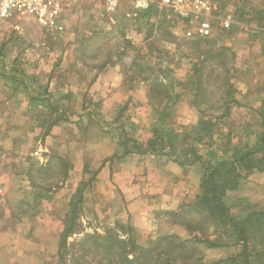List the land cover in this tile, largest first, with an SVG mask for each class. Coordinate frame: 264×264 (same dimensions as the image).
Here are the masks:
<instances>
[{
  "label": "rangeland",
  "instance_id": "rangeland-1",
  "mask_svg": "<svg viewBox=\"0 0 264 264\" xmlns=\"http://www.w3.org/2000/svg\"><path fill=\"white\" fill-rule=\"evenodd\" d=\"M133 1L118 0L117 9L114 12H109L105 9L106 0H79V9L83 8L81 16L78 18L73 10L68 11V17L63 18L65 27L61 32L42 26L35 17L29 15L16 13L0 19V72L4 69L6 74L2 76L0 73V171H10L15 168L20 170L21 167H24L22 164H25L27 167L26 176L30 183L28 182L27 189L24 188L23 196H15L17 198L15 211L25 214L34 212L31 202L27 201V195L33 196L32 203H34V197L37 194L51 195L50 199L43 200L46 201L47 207L45 208L51 207V210L55 212L54 216H51V220L60 231L64 227L66 214L64 212L65 215L63 214L58 220L56 215H60L59 213L64 209L66 213L68 212V206L64 207V204L70 198L69 195L74 194L82 182L88 181L93 176L97 164L92 168L94 170H89L81 164V157L78 154L77 167L71 171L70 162L57 151V147L62 144V129L58 128V124H55L49 131L47 130L52 120L62 116L68 121L75 119L76 122L82 116L81 127L84 128L95 123V128L98 127L96 129L98 130L97 136L102 135L106 138L107 145H109L108 140L110 145L120 142L125 134L132 138L138 136L137 140L144 145V148L147 147V140H150L149 145L154 141L151 136L154 126L149 127L147 138L145 137L148 134L146 131L144 134L136 135L138 134L137 123L131 120L130 115L131 110H135V108L130 107L128 111L126 106L122 111L123 104L109 108L102 106L101 102L104 100L105 92L100 88L104 86V82H101L100 79L98 81L101 82L100 86H94L97 79L94 72L95 70L101 71L107 63L112 72L115 71L113 73H119L118 80L122 81L119 87L122 90L131 88L138 77L140 79L144 77L147 80L156 74L155 80H160L163 83L167 81L164 84L165 89H158V94L155 91L156 100L150 102L156 106L155 104L162 101L159 103V107L162 110L166 108L162 114L160 125H155V128L165 132L164 138L167 144L162 154L169 152V155L154 154L153 158L149 160L151 163L173 160L180 164L178 163L180 157L176 158V154H172L174 150L169 146L175 144V151L183 150L182 158L191 160L194 154H198L202 156L203 160L216 166L223 160L229 159L233 148L240 149L254 145L258 139L257 135L264 132V107L252 112L251 108L247 109L248 107L232 106L238 97V91L231 83L237 61L235 57L230 60L229 56L225 67L217 63L216 58L210 61L215 69L211 72L210 78L202 80L204 88L202 95L204 97L201 95L202 98L199 101L200 111L196 109L195 113L189 114L187 117L190 121L182 123L184 111L182 112L181 105L177 104L179 97L182 96L176 93L180 84L176 75L172 74H177V76L178 73L184 74L185 69L192 63L191 57H195L201 45L197 46L196 43H191L190 38L184 40L183 27L177 24L179 21L177 18L176 22L171 19V24L174 23V25H171L169 30L168 27L166 29L157 27L156 22L162 18V14H164L165 20L173 16L170 9L162 5L160 0H151L150 2L149 6L153 4L158 10L156 17L150 18L151 21L140 15L130 19L125 17L124 13L133 6ZM209 1L213 6L211 12L212 31L208 36L196 35L193 37L194 39H203L201 41L205 47L217 45L218 42L211 38L217 40L228 32L220 25L224 14H233L237 20L236 23L240 22L245 25L248 24L247 22H253L257 26L258 19L254 10L258 8L259 4H264V0ZM96 3L98 4L97 8H92ZM159 10L160 14L158 15ZM151 22H153L152 30L149 29ZM252 28L255 29V25ZM179 52L190 57L182 56ZM228 54L230 53L228 52ZM105 60H107L105 65L100 67V64ZM161 62L163 65L166 64V67H162ZM170 64L173 69L167 67ZM11 68L15 71L7 72ZM207 70L204 69L205 72ZM226 78L235 89L230 97L234 99L233 102H229L228 98L220 99L221 94L225 92ZM168 79L170 80L168 81ZM152 82L154 81L152 80ZM70 85L73 87L72 89L66 87ZM173 92L174 95H172ZM73 94L76 96L74 97ZM32 96H35L36 101H31ZM174 100H176L175 103H173ZM220 102L221 104H219ZM50 105L55 106L54 109ZM175 105L179 107H175ZM226 105L229 106V112L219 120L217 128H213L212 137L209 138L207 134L200 137L203 135L200 130L201 124L206 119L217 122L218 119H215L214 116L223 114ZM88 112H91L92 115H88ZM200 112H204L206 115L202 116ZM128 118H130L129 122ZM153 118L156 120L157 114ZM119 125L123 126L121 134L117 130ZM54 127L55 131L52 133L51 130ZM80 128L78 130L84 135L87 130L83 132ZM142 135L146 138L145 141L141 138ZM63 145V148L66 149L65 142ZM81 145L82 143L79 141L78 147L81 148ZM119 147L115 150L121 153L127 146ZM169 150H173L172 153ZM180 165V170L174 174L171 173L173 177L176 175V180L172 179L171 181L174 185L169 188L171 193L162 194V190L149 189V186L145 185L148 182L146 178L143 179L145 184L136 186L140 190L139 192L150 191L147 199L148 203H152L151 211L146 210L143 213V210H138L143 215H147L148 221H152L153 227L146 233L139 232L133 226L129 216H123L126 203L120 199L122 196L117 193L120 192L117 188L113 194L121 200L117 203L121 207V212L116 213L115 219L114 217H97L94 207L108 208V203L113 197H110V193L106 195L108 191L105 189L106 187L98 184L97 189L94 184L96 180H92L84 194L82 209L78 212L79 217L74 233L67 239L71 246L69 250L72 252V246H78L77 243L87 246L88 235L104 234L108 228L114 234L126 238L128 225L135 229V235L140 242H147L165 234H175L181 238L191 234L183 225L175 222L173 214L166 212L172 210L178 213L182 206H189L195 201L200 192L199 180L204 172V164L192 162L186 163L185 166L184 164ZM188 167L189 169H187ZM193 167L196 169L192 170ZM136 173L138 172L135 171L134 178L137 181ZM165 174L168 176V171H165ZM243 175L245 177L239 188L227 192L230 197L241 199L239 200L241 205L233 206L235 208L232 209L236 213L240 209L245 211L249 208H264V171H253ZM167 180L168 177L165 178V181ZM2 196H6V194L1 193L0 197ZM165 206H169V208L167 209ZM184 214H186V219H190V226H194L199 220L195 213ZM106 215H112V213ZM194 232L211 238L216 236L215 227L210 223L197 226L194 228ZM231 252H233V248L206 249L204 258L205 260L216 259ZM52 259L51 256L50 259L42 261V263L56 264V257L54 260ZM34 260L37 262L36 258Z\"/></svg>",
  "mask_w": 264,
  "mask_h": 264
},
{
  "label": "crops",
  "instance_id": "crops-1",
  "mask_svg": "<svg viewBox=\"0 0 264 264\" xmlns=\"http://www.w3.org/2000/svg\"><path fill=\"white\" fill-rule=\"evenodd\" d=\"M97 5V3L93 4L92 8L96 9ZM257 7L254 13L257 16L258 12L264 14V4H259ZM82 9H79V0H77L76 4L70 5L66 11L73 10L79 18ZM67 12L64 18L68 17ZM149 20L151 21V19ZM247 23L248 24L245 25L240 22L234 23L231 29L226 30L228 31L226 34H223V36H220L217 40L214 38L211 39L218 42L215 46L229 47L235 53L237 63L233 73L234 76L231 78V83L238 91V101L236 100L232 103L234 104L232 106H237L239 108L248 107L247 109L251 108L252 112H254L255 109L264 107V22L258 20L259 25L257 24V26L256 23L253 22ZM253 25H255V29L252 28ZM107 64L101 71L95 70L94 72V75L96 73L95 77L97 76L94 86H100L101 82H104L105 86L100 88L105 92L103 94L104 100L101 102L102 106L109 108L123 104L128 107V111L130 107L135 108V110H131L130 115L131 120L137 123L136 127H138V134L136 135L140 133L144 134L145 131L148 132L149 127L154 126L155 119L153 117H155L157 113L154 110V104L150 102L148 98L147 90L150 85L149 83L156 77V74L147 80L144 77L141 79L138 77L131 88L122 90L119 87L122 82L118 80L120 76L119 73H113L115 71L112 72L110 66ZM161 64L163 65L162 62ZM164 65L162 67H166V64ZM171 66L170 64L167 67L173 69ZM172 75H176L179 81L178 83L180 84L176 93L182 96L179 97L177 103L181 105L182 112L184 111V116L181 120L182 123H188L190 120L187 117L189 114H193L196 111V108L192 105L193 93L190 84L191 64L185 69L184 74L178 73L177 76V74L173 73ZM100 79L101 82H98ZM169 80L170 79H168V81ZM164 83H167V81ZM66 87L69 89L73 88L71 85ZM172 95H174V92ZM73 96L75 97L76 94H73ZM175 102L176 100H174L173 103ZM175 107L179 106L175 105ZM129 121L130 118H128V122ZM130 123L132 124V122ZM57 126L62 129V144L60 147H57V151L61 153L62 157L64 155L65 159L70 162V170L73 171L77 167L76 161L78 160H76V158H78V154H80V161H82L81 164L83 166L88 165L87 168L89 170H96L99 168L95 179L96 181H94L96 187L98 184L106 187L105 189H108L106 195L110 193V197H113L108 203V208H103L101 206H99V208H97L98 206L94 207L96 216L99 218L114 217L115 219L116 213L121 212V207L117 204L119 201L121 202V200L113 194L114 190L116 191L117 188V190L120 191L117 193L122 196L120 199L124 200L126 203L123 216H129L133 226L139 232L146 233L151 231L153 227L152 221H148L147 215L138 212V210H143V213L146 210H148V212L151 211L150 205H152V203H148L147 199L150 195V191L142 190V192H139L140 190L136 188V186L145 184L143 179L146 178L148 182H146L145 185H148L149 189L155 188L156 191L162 190V194L171 193L169 188L174 185L171 181L172 179L176 180V175L173 177L171 173L174 174L180 170L181 165L173 160H168L163 163H151L149 160L152 159L154 155L148 151L132 152L125 156L108 159L114 152L118 155L121 153L115 150L118 149L117 144L110 145V141L108 140L107 143L109 145H107L105 143V141H107L106 138L102 135L97 136L98 130L96 129L98 127L95 128V123L87 126V131H84V135L78 130L75 119L74 121L72 119L68 122L58 123ZM51 131L53 133L55 127ZM148 136L149 132L145 137L147 138ZM136 137L138 138V136ZM145 137L143 135L141 136L144 141L146 139ZM137 138L135 139L137 140ZM79 141L82 143L81 148L78 147ZM64 142L65 146H67L66 149L63 148ZM15 156L17 158V155ZM96 164L97 167H95ZM22 165H24V167H21L20 170L15 168L12 170L10 169V171H0V194H6V196L0 197V264H44L42 261L45 262L47 259H50L51 256L53 257L52 260L56 257L57 236L60 229L58 227L56 228V224H53L54 222L51 220V216L53 217L55 212L51 210V207L45 208L47 206L45 205L46 201L43 200L44 198L35 203L36 206L32 214L15 211V203L17 200L15 196H23V191L28 188L29 182L26 176L27 167L25 164ZM185 165L186 163L184 166ZM187 169H189V167ZM194 169H196V167L192 168V170ZM135 171L138 172L136 173L137 181L134 178ZM165 171H168V176H166ZM166 177H168L167 181H165ZM27 197V201L31 202L33 206V196L27 195ZM144 200L145 202H143ZM68 201L69 198L66 200L64 207L67 205ZM165 207L167 209L169 208V206ZM64 212L65 209L60 213L58 212L60 215H56L58 216L57 220ZM148 212L146 213L148 214ZM107 213H112V215H106ZM34 258L37 259V262H35Z\"/></svg>",
  "mask_w": 264,
  "mask_h": 264
},
{
  "label": "trees",
  "instance_id": "trees-1",
  "mask_svg": "<svg viewBox=\"0 0 264 264\" xmlns=\"http://www.w3.org/2000/svg\"><path fill=\"white\" fill-rule=\"evenodd\" d=\"M157 11V7L152 4L148 8L142 10L139 15L143 18H147L149 21L150 18L156 17ZM261 13L262 12H258V16L256 15V17L260 22H264V14ZM159 14L160 10L158 15ZM239 15L241 16V14ZM176 18L177 17L173 14L171 18L165 20L164 14H162V18L156 22L157 27H163L164 29L168 27L167 29L169 30L170 26L174 25V23L171 24V19L176 22ZM149 29H153V22H151ZM186 39L189 38H185L184 40ZM189 40H192L191 43H196L197 46L201 45L195 57H191L193 60L191 63L190 75V84L193 93L192 105L200 111L199 101L202 96L204 97V95H202L204 89L202 80L204 78H210L211 72L215 69L210 61L216 58L215 60H217V63L225 67L228 56L231 60L232 57H235V53L231 48L225 46L205 47L202 45L203 41L201 40L203 39L201 38H190ZM186 43L189 44L188 42ZM228 52L230 54H228ZM179 53H181L182 56L190 57L185 53ZM105 62H107V60L102 62L100 67L105 65ZM206 65L209 67L207 68ZM204 69L208 70L205 72ZM12 70L14 69L11 68L7 70V72ZM152 71L150 72L152 73ZM0 73L2 76L6 75L4 69H2ZM153 81L154 82L149 85L147 90L148 98L150 101L152 100V102L155 101L157 97L154 92L157 91L156 93L158 94V89H165L164 84H166L160 80L157 81V79H153ZM225 84V92L221 94L220 99L223 100L228 98L229 102H233L234 99L230 97L233 95L232 93L235 92V89L232 88L228 78H226ZM35 99V96H32L31 101H36ZM161 102L162 101L158 102L156 106H153L157 113L153 133L151 135L154 141L149 145L150 140H147V147L144 148V145L138 140L126 136L125 134L121 140L123 143L120 141L116 144L118 148L122 145H126L127 147L124 148L120 155L114 152L108 159L125 156L132 152L146 151L153 155H169V152L167 154H162L167 144L164 138L166 136L165 132L162 129L159 130L155 128V125H160L162 114L166 110V108L162 110V108L159 107V103ZM219 104H221V102ZM54 107L55 106H51L53 109ZM125 107L124 105L122 111L125 110ZM228 112L229 106L226 105L223 114L214 116L215 119H218L217 122H211V120L206 119L201 124L200 130L203 135L200 137L207 134V136L211 138L213 135V128H217L219 120ZM200 113L202 116L206 115L204 112ZM88 115L91 116L92 113L88 112ZM63 121L68 120L62 116L55 118L49 124L47 130L49 131L55 124ZM80 121H82V116L75 122L78 129L81 127ZM80 129L84 132L87 127H81ZM117 130L120 131L121 134V132H123V126H117ZM257 138L256 143L250 147H242L240 149L237 147L233 148L229 159L223 160L221 164L216 166L203 160L202 156L198 154H194L191 160L182 158L181 154L183 150L175 151V144L169 145L174 152L172 153L173 150L169 151L172 154L175 153L176 158H182L181 160L178 159V163L200 162L204 164V172L199 180L200 192L195 201L189 206H182L178 213L172 210L166 212L168 214H173L172 216L176 219L175 222L183 225L184 228L191 232L187 237L181 238L177 237L175 234H165L157 236L147 242H140L135 235V229L131 225H128V236L126 238L114 234L108 228L104 234L94 233L93 235H88L86 242L87 246L83 245V243H77L78 246H72L73 251L71 252L69 250L71 246H69L67 239L74 233L79 217L78 212L82 209L81 207L86 189L90 187L92 180L96 179V175L99 171V168L96 169L93 171V176L88 181L82 182L81 185L76 188L74 194L69 198L67 203L68 212L66 213L65 211L66 215L64 214V227L58 233L56 264H264V208H249L245 211L240 209L239 212L235 213L232 208H235L233 206L239 207L241 205L239 200L241 199L239 198V200H237L227 194L229 190H236L239 188L242 179L245 177L243 175L244 173L264 171V132L257 135ZM51 197L52 196L48 194H37L34 197L35 201L33 208L36 206L35 203H37L38 200L43 198L50 199ZM190 212L193 214L195 213L199 218L194 226H190V219L185 218L186 214L184 213L188 214ZM209 223L215 227L216 236L211 238L207 235L203 236L199 232H194V228L197 226ZM216 248H233V252L223 257L205 260V250ZM69 253L70 255H68Z\"/></svg>",
  "mask_w": 264,
  "mask_h": 264
},
{
  "label": "built area",
  "instance_id": "built-area-1",
  "mask_svg": "<svg viewBox=\"0 0 264 264\" xmlns=\"http://www.w3.org/2000/svg\"><path fill=\"white\" fill-rule=\"evenodd\" d=\"M76 0H0V19L11 14H23L35 17L38 22L53 31H63V18L66 10ZM151 0H134L133 6L124 13L127 18H133L148 8ZM179 20L183 27V36L193 38L196 35L208 36L212 31V9L209 0H160ZM118 7V0H106L105 9L114 12ZM236 23L233 14H224L221 27L230 29Z\"/></svg>",
  "mask_w": 264,
  "mask_h": 264
}]
</instances>
